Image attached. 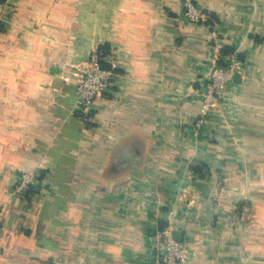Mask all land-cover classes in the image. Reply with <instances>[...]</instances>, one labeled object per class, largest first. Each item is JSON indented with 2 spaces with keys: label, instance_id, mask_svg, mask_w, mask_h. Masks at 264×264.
Listing matches in <instances>:
<instances>
[{
  "label": "crops",
  "instance_id": "obj_1",
  "mask_svg": "<svg viewBox=\"0 0 264 264\" xmlns=\"http://www.w3.org/2000/svg\"><path fill=\"white\" fill-rule=\"evenodd\" d=\"M198 1L202 24L182 0H0V264H156L169 221L192 264H264V0ZM102 44L92 126L74 84ZM223 45L233 113L196 129ZM23 169L39 192L15 194Z\"/></svg>",
  "mask_w": 264,
  "mask_h": 264
},
{
  "label": "built area",
  "instance_id": "obj_2",
  "mask_svg": "<svg viewBox=\"0 0 264 264\" xmlns=\"http://www.w3.org/2000/svg\"><path fill=\"white\" fill-rule=\"evenodd\" d=\"M182 3L183 14L189 22L202 24L208 18L198 0H182ZM220 58L219 52H215L209 60L207 71L198 80L196 93L201 98V104L194 122L196 129L201 128L214 117L226 119L233 113L227 87L233 85L235 73L243 72V63L231 55L230 62L222 66L219 64ZM113 78V69L101 65L99 54L95 50L87 64L80 68L75 81V110L85 114L96 110L97 99L105 98V93L113 84ZM34 179V174L22 172L14 191L24 192L25 188L33 185ZM172 212L170 209L168 216ZM153 249L156 264H192L186 245L173 235L171 221L158 231Z\"/></svg>",
  "mask_w": 264,
  "mask_h": 264
},
{
  "label": "trees",
  "instance_id": "obj_3",
  "mask_svg": "<svg viewBox=\"0 0 264 264\" xmlns=\"http://www.w3.org/2000/svg\"><path fill=\"white\" fill-rule=\"evenodd\" d=\"M97 53L99 54V57H100V63L103 67L105 68H109V69H113L111 67V64L109 62H107L106 60V55H108L110 53V47L108 44H102L100 46H98L97 48ZM233 50L231 47H229L228 45H223V47L221 48V51H220V60H219V64L222 65V66H225L227 65L229 62H230V56L228 55H233ZM234 56L236 57L237 60H240L243 58V56L241 54H234ZM78 116H82V114H80V112H77ZM90 114H93V112H90ZM89 125H92L94 126L95 123L94 122H89L88 123ZM34 188L32 186H30L28 188V190H26L25 192V196H29V195H32L33 192H34Z\"/></svg>",
  "mask_w": 264,
  "mask_h": 264
},
{
  "label": "rangeland",
  "instance_id": "obj_4",
  "mask_svg": "<svg viewBox=\"0 0 264 264\" xmlns=\"http://www.w3.org/2000/svg\"><path fill=\"white\" fill-rule=\"evenodd\" d=\"M92 112L94 114V111H92ZM80 114H82V116H80L81 119H83L85 122L89 123V122H92L93 121V117L94 116H93V114H90V112L88 114H85V113L80 112ZM85 117H87V118H85ZM22 172H29V173L34 174V176H35L34 183H33V185H31L34 188V190H35L33 192V194L39 192L40 189H41V187H42V184H41V181L37 177L38 175L36 174V171L35 170H28V169L27 170L26 169L20 170L19 179H20V176H21ZM28 188L29 187L25 188V191L24 192H16L15 194H19L20 196H23V195H25V192H26V190H28Z\"/></svg>",
  "mask_w": 264,
  "mask_h": 264
},
{
  "label": "water",
  "instance_id": "obj_5",
  "mask_svg": "<svg viewBox=\"0 0 264 264\" xmlns=\"http://www.w3.org/2000/svg\"><path fill=\"white\" fill-rule=\"evenodd\" d=\"M240 77H241V75H240L239 73H235L234 76H233V79H234V81H237V80L240 79ZM59 82H61V78H60V77H58V78L56 79V83H59ZM38 174H39V173H37V175H38ZM173 235H174V237H175L176 239H178V240L181 239V232H180L179 230H174V231H173Z\"/></svg>",
  "mask_w": 264,
  "mask_h": 264
}]
</instances>
